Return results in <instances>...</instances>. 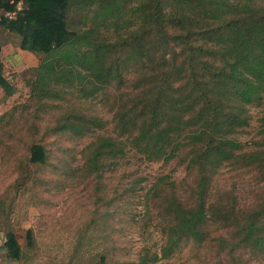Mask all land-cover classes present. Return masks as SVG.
Here are the masks:
<instances>
[{"label": "trees", "instance_id": "1", "mask_svg": "<svg viewBox=\"0 0 264 264\" xmlns=\"http://www.w3.org/2000/svg\"><path fill=\"white\" fill-rule=\"evenodd\" d=\"M18 3L0 29L38 60L26 103L0 114V130L14 121L30 138L38 114H53L43 137L86 140L82 166L66 178L167 169L146 187L137 177L122 190L142 192V212L161 237L139 264L187 245L223 264L264 262V0H0V12ZM0 90L15 93L1 61ZM97 97L108 123L70 105ZM27 155L42 165L49 153L31 142ZM33 246L29 229L24 247L5 229L6 261Z\"/></svg>", "mask_w": 264, "mask_h": 264}, {"label": "rangeland", "instance_id": "2", "mask_svg": "<svg viewBox=\"0 0 264 264\" xmlns=\"http://www.w3.org/2000/svg\"><path fill=\"white\" fill-rule=\"evenodd\" d=\"M18 42L16 36L0 29L3 74L15 88L9 98L0 90V114L26 103L37 65L38 56L20 51ZM70 105L106 123L110 120L99 97L88 101L74 98ZM38 116L33 122L39 134L30 138L17 132L14 121L12 127L0 130V264H139L143 250L158 251L161 237L154 220L142 212V192L129 196L122 190L137 177L144 181L139 187H146L167 169L142 164L122 175L105 172L98 182L81 176L79 170L73 178H66L67 168L82 166L79 151L86 140L43 137L41 128L45 123L51 126L55 119L51 113ZM31 142L47 149L45 164L27 162ZM41 159V154L35 158ZM243 197L249 201L250 192ZM7 228L14 231L21 247L24 232L31 231L34 246L32 250L22 249L19 262H8L4 257L1 245ZM219 260L213 252L208 254L203 248L194 251L187 245L155 264H223Z\"/></svg>", "mask_w": 264, "mask_h": 264}, {"label": "built area", "instance_id": "3", "mask_svg": "<svg viewBox=\"0 0 264 264\" xmlns=\"http://www.w3.org/2000/svg\"><path fill=\"white\" fill-rule=\"evenodd\" d=\"M20 3L16 4L15 8L13 11H4V12H0V20L1 19H13L16 12H18L20 10Z\"/></svg>", "mask_w": 264, "mask_h": 264}]
</instances>
